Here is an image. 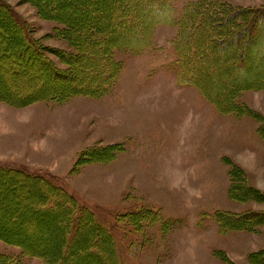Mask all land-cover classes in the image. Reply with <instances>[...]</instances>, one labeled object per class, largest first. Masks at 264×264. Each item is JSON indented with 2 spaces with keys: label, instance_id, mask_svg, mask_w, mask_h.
<instances>
[{
  "label": "rangeland",
  "instance_id": "374dc122",
  "mask_svg": "<svg viewBox=\"0 0 264 264\" xmlns=\"http://www.w3.org/2000/svg\"><path fill=\"white\" fill-rule=\"evenodd\" d=\"M0 1L27 25L58 68L68 71L53 53H75L73 43L57 35L56 30L64 25L46 18L32 0ZM71 1L78 4L79 0ZM190 1L195 0H174L176 20ZM215 1L248 9L264 7V0ZM102 3L107 4L103 0L99 4ZM111 7L106 6V11L111 13ZM65 9L69 16L66 18L74 26L96 19L94 13L81 17L79 11ZM137 11L138 24L143 28L147 21L164 14L145 5ZM1 20L6 22L8 18L0 12ZM177 32L176 26L160 25L146 51H116L123 69L117 85L101 98L78 96L64 104L39 102L23 108L0 103V230L5 237L28 245L33 254L53 252L58 258L62 255L65 215L61 211L42 217L33 214L40 203L36 201L47 194L44 184L30 182L36 176L72 195L80 208L94 213L97 222L111 232L120 264H228L215 251L227 254L233 264H250L248 254L264 250V227L256 234L234 231L221 235L215 222L217 211L250 213L252 220L257 219L256 214L264 213V200L259 194H264V144L258 130L262 123L250 116L222 115L197 89L178 84L173 66ZM12 38L17 40L12 34L10 43ZM116 38L135 42L142 37L130 30L118 33ZM258 47L264 49V43ZM252 56L251 66L256 65L258 72L248 70L244 78L247 82H255V76L264 71V51ZM12 74L10 71V79L14 78ZM242 77L238 71H220L213 82L225 78L233 83ZM200 80L210 82L206 73ZM48 84L39 81L28 90L35 92ZM222 87L220 93L231 90ZM215 88L219 89L217 83ZM240 100L264 115V90L248 91ZM117 144H122L124 151L111 162L83 161L89 156H108ZM232 168L239 169L247 183L258 190L256 200L242 202L230 195ZM233 178L234 184L240 179L238 175ZM47 196L48 200L53 199V205L61 201ZM144 206L160 210L165 219L176 218L184 225L198 217L200 235L193 226V230H182L188 233L184 237L177 231L169 252V244L166 250L162 241L161 223L140 233L127 219L117 223L118 218ZM88 232L84 230L80 238L86 239L85 244L90 238ZM76 248L70 247V254L61 257V264H112V258L104 254L76 257ZM22 252L18 245L0 241V255L22 257L26 264H43L30 253L22 256ZM258 260L261 264L263 259Z\"/></svg>",
  "mask_w": 264,
  "mask_h": 264
},
{
  "label": "trees",
  "instance_id": "16d2710c",
  "mask_svg": "<svg viewBox=\"0 0 264 264\" xmlns=\"http://www.w3.org/2000/svg\"><path fill=\"white\" fill-rule=\"evenodd\" d=\"M32 1L43 11L46 18L64 25L56 30L57 35L70 40L75 53L53 51L61 60L60 62L69 68L68 71H62L44 53L43 47L34 39L27 25L13 12H9L6 4L0 1V12L8 18L6 22L0 21V103L23 108L39 102L51 101L64 104L78 96L101 98L117 85L123 69V65L116 58V51L142 53L151 48L155 32L160 25H173L178 28L177 36L173 40L176 54L173 66L178 84L197 89L222 115L250 116L259 120L262 123L258 126L259 136L264 144V115L249 108L240 100L248 91L264 90V71L255 76V82L244 80L248 70L253 74L258 72L256 65L251 66L252 54H257L259 50L264 51L263 48L258 47L264 43V7L248 9L215 0H195L185 5L182 17L176 20L174 0H103L107 2L105 6L103 3L99 4L102 0H79L78 4L71 3V0ZM108 5L110 7L114 5L111 7L113 8L111 13L105 9ZM140 5L150 7L155 10V13L164 14L147 21L146 27L143 28L138 24L140 14L137 10ZM65 7L72 8V11H79L78 14L81 17L94 13L96 19L79 27L74 26L71 20L66 18L69 16L66 15L68 10ZM261 23L263 27L260 26ZM130 30H134L142 38H138L135 42L117 40L118 33ZM12 34L17 36V40L12 38L13 41L10 43L8 39L12 37ZM254 42L258 44L257 46L255 43L256 48L253 45ZM261 61L264 63V57ZM8 64L11 65L8 66ZM10 71L13 72L14 78H9ZM220 71L241 72L243 80L238 79L232 83L224 78L216 82L219 86L217 90L213 78ZM205 73L208 79L210 78L209 84L200 80L201 75ZM20 80L25 83L21 84ZM39 81L50 84L47 88L40 87L39 90L30 92L28 88ZM221 86L229 87L231 90L220 93ZM13 94L16 96H12ZM122 151H124L123 145L117 144L111 147L108 156L92 158L88 155L90 158H85L83 161L108 163ZM9 174L19 175L18 173ZM230 174L233 177L234 175L240 177L237 181L235 180V184L234 178H230L232 181L230 195L242 202L256 200L255 194L259 192L247 183V177L240 174L237 168H232ZM30 182L38 183L36 184L38 186L44 184L47 191L42 199L36 201L40 203L33 214L42 217L61 211L65 215L63 216L65 225L61 230L62 237L60 236L61 242H64L61 244L64 247V250L61 249L62 255L58 258L52 254L53 252L42 254L34 252L33 254L28 245L20 244L19 240L11 236L5 237L1 230L0 241L8 245H18L23 250L22 256L27 257L26 255L30 253V257L42 260L43 264H61V257H68L71 246L77 247L74 252L76 257L95 258L97 254H104L112 258V264H120L111 232L97 222L91 210L85 207L80 208L72 195L70 196L52 183L47 181L46 183L41 177L35 176ZM37 191H40L39 188ZM259 194L260 200H264V194ZM47 195L61 201L53 205V199L48 200ZM261 214L263 215L256 214L258 220L254 218L252 220L250 213L217 211L215 219L221 235L234 231H248L256 234L261 231L260 228L264 227V213ZM123 217L118 218L117 223L121 224L127 219L137 232H143L148 227L161 223L162 232L166 234L172 227V223L163 218L160 210L149 206H144L141 210ZM84 230L89 231L90 237L86 244V239H80ZM9 232L14 236L13 231ZM214 254L226 263L233 264L227 254L219 251H215ZM258 259H263L261 264H264V250L248 255L250 264L251 261L252 264H258ZM0 264L26 263L22 257L1 254Z\"/></svg>",
  "mask_w": 264,
  "mask_h": 264
},
{
  "label": "crops",
  "instance_id": "0c3cea01",
  "mask_svg": "<svg viewBox=\"0 0 264 264\" xmlns=\"http://www.w3.org/2000/svg\"><path fill=\"white\" fill-rule=\"evenodd\" d=\"M258 155V154H257ZM256 155V156H257ZM259 156V155H258ZM163 218H164V215H163ZM165 219V218H164ZM166 221H170L171 223H172V227H171V229H170V231L168 232V233H166V234H163V232H162V234H163V237H162V241L163 242H165V244H166V250H167V243L169 244V252H171L172 251V249H173V247H172V245H173V242H174V240H175V233L178 231V232H180L182 235H183V237L184 236H187L186 234H188V233H185V231H182L183 229H188V228H192V226L193 227H195L196 228V233L198 234V235H200V232H201V230H202V226L201 225H199L198 224V217H197V219L196 220H191L188 224H185L184 225V223H183V221H182V223L180 222V221H178L176 218H168V219H165ZM216 222V221H215ZM176 223V224H175ZM157 225V224H156ZM174 227L176 228V229H174ZM217 227H218V224H217ZM178 228V229H177ZM179 229H181L180 231H179ZM192 230H193V228H192ZM193 232H195V231H193ZM218 232H219V230H218ZM220 234V233H219ZM252 234V233H251ZM194 249H196V248H194ZM249 255V254H248ZM247 258H248V256H247Z\"/></svg>",
  "mask_w": 264,
  "mask_h": 264
}]
</instances>
